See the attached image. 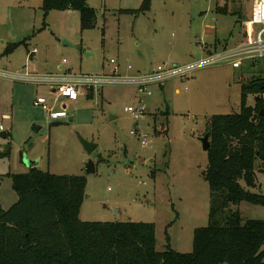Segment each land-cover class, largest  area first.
Segmentation results:
<instances>
[{"label":"rangeland","instance_id":"rangeland-1","mask_svg":"<svg viewBox=\"0 0 264 264\" xmlns=\"http://www.w3.org/2000/svg\"><path fill=\"white\" fill-rule=\"evenodd\" d=\"M142 2L88 0L95 24L81 29L76 10L44 16L42 0H0V132L6 134L0 136V208L17 200L11 176L28 170L26 160L36 161L42 171L86 178L80 220L154 223L156 250L169 245L188 253L193 230L208 223L201 137L212 115L238 112L241 83L264 77L263 61L253 67L247 63L244 70L201 66L153 85L138 121L124 112L135 103L133 86L83 88L65 117L49 120L32 104L47 87L9 78L25 70L126 77L157 65L183 68L239 43L250 14V0H150L148 10L134 11ZM218 6L226 12H218ZM257 29L244 26L247 38L253 39ZM30 47L37 48L31 59ZM45 97L55 112L61 109V102ZM246 104L254 106V94L247 95ZM119 131L127 138L123 142ZM80 138L96 144L90 154ZM88 160L94 162L92 173L85 169ZM256 180L254 191L264 194V174L256 171ZM235 209L244 219H264L263 206L241 202Z\"/></svg>","mask_w":264,"mask_h":264},{"label":"trees","instance_id":"trees-1","mask_svg":"<svg viewBox=\"0 0 264 264\" xmlns=\"http://www.w3.org/2000/svg\"><path fill=\"white\" fill-rule=\"evenodd\" d=\"M87 1L42 0L41 9L44 16L76 10L81 29H88L96 11ZM149 4L143 0L134 11ZM263 93L264 77L253 76L241 83L237 113L208 120L202 173L209 186L208 223L193 230L191 252L169 245L156 250L154 223L80 220L86 178L33 167L11 176L17 200L0 208V264H264V219H244L235 209L241 202L264 207V194L254 191L256 171L264 174ZM249 94L255 95L254 106L246 104Z\"/></svg>","mask_w":264,"mask_h":264},{"label":"built area","instance_id":"built-area-1","mask_svg":"<svg viewBox=\"0 0 264 264\" xmlns=\"http://www.w3.org/2000/svg\"><path fill=\"white\" fill-rule=\"evenodd\" d=\"M247 25L258 27L253 39L246 36L244 26ZM241 28L242 34L239 43L225 46L183 68L176 65L169 67L157 65L146 73L126 77H119L118 74L73 75L64 71L57 74H38L25 70L22 73L10 75L9 78L47 87V94L36 96L32 104L40 107L48 119L65 117L67 114L66 107H62V105L66 106L67 102H75L83 88L87 90L95 87L101 88L102 85L106 84L133 86L135 88V103L124 107V112L128 113L133 120L138 121L146 112L145 99L152 95L151 87L153 85L158 86L174 76H184L198 67L206 65L227 64L234 69L244 70L247 63H250L251 67L262 61L264 64V0H250V14L248 19L242 22ZM36 52L35 47L28 49L29 56ZM62 63H65V59L62 60ZM110 63H114L113 59L110 60ZM47 95L53 98L54 104L61 102V109L55 112L54 106L50 105L45 97ZM259 96L264 99V93ZM2 129L0 124V130ZM130 134H134V132L131 131ZM141 144L145 145L143 139Z\"/></svg>","mask_w":264,"mask_h":264},{"label":"water","instance_id":"water-1","mask_svg":"<svg viewBox=\"0 0 264 264\" xmlns=\"http://www.w3.org/2000/svg\"><path fill=\"white\" fill-rule=\"evenodd\" d=\"M260 115H261V116H264V107H262L261 112H260ZM119 133H120V135H121L122 142H123L125 139H127L126 137L123 136V134H122L121 131H119ZM0 136H1L2 138H5V136H6L5 132H0ZM208 138H209L208 133H205L204 136L201 137L202 149H203L204 151H206V150L209 148V146H210V144H209V139H208ZM80 141H81V143H82V145H83V148L85 149V151H86L88 154H90V153L95 149V147H96V144L91 143V142H89V141H87V140H85V139L80 138ZM25 164L27 165L28 168H33V167H36L37 162H36V161H29V160H26V161H25ZM85 169H86V172H87V173H92V172H94V171H95L94 162H92L91 160H88V161L86 162V164H85Z\"/></svg>","mask_w":264,"mask_h":264},{"label":"crops","instance_id":"crops-1","mask_svg":"<svg viewBox=\"0 0 264 264\" xmlns=\"http://www.w3.org/2000/svg\"><path fill=\"white\" fill-rule=\"evenodd\" d=\"M26 44H27V43H26ZM30 48H32V47H30ZM30 48H29V49H30ZM35 48H36V47H35ZM36 49H37V48H36ZM202 51H203V50H202ZM36 53H37V52H36ZM36 53H35V54H36ZM35 54L31 55V56H30V59H31V57L34 56ZM62 60H63V59H62ZM62 60H61L60 64L58 65V68H59V69H62L63 66H64L63 63H62ZM30 61H31V60H30ZM175 92H178V90L175 89ZM88 93H90V92H88ZM35 98H36V97H35ZM32 103H33V101H32ZM72 103H73V102H67L66 106L62 105V107H66V109H67V105H68V104L70 105V104H72ZM60 107H61V106H60ZM49 120H50V119H49Z\"/></svg>","mask_w":264,"mask_h":264}]
</instances>
